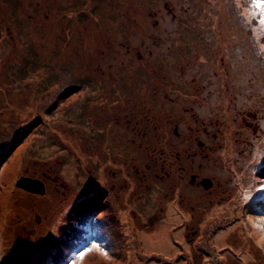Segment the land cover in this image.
Returning <instances> with one entry per match:
<instances>
[{
    "label": "rangeland",
    "instance_id": "rangeland-1",
    "mask_svg": "<svg viewBox=\"0 0 264 264\" xmlns=\"http://www.w3.org/2000/svg\"><path fill=\"white\" fill-rule=\"evenodd\" d=\"M54 1L17 0L15 6L0 0V264H70L75 250L96 233L108 257L93 251L85 264H264V118L256 123L259 139L249 131L255 150L245 154L240 123L234 122L243 108L264 116V29L242 22L233 7L238 0ZM121 43L131 52H158L156 45L165 51L170 67L150 72L148 83L166 85L165 90L208 85L216 101L203 120H217L220 128L217 140H203L212 148L209 159L197 162L214 178L213 191L189 187L188 176L185 183L156 184L149 193H136L126 211L119 210L109 233L108 226L96 229L89 223L80 197L86 188L106 191L112 172L123 169L124 160L110 147L105 150L106 141L96 144L101 136L94 118L110 114L99 87L91 85L97 69L91 62L107 68L110 52L125 51ZM79 78L88 82L81 86ZM191 107L180 114L173 106L170 114L159 110V117L185 122L181 139L151 148L154 154L157 147L153 156L160 167L172 166L173 146L183 152L201 135L202 123L190 117ZM153 156L144 149L126 161L134 172L153 165ZM186 167L179 164L178 174ZM23 177L43 182L45 196L18 188ZM177 195L190 197V203H181L195 209L178 205ZM131 212L137 217L130 218ZM160 212V223L149 226L148 219ZM156 233L164 250L143 251L139 237Z\"/></svg>",
    "mask_w": 264,
    "mask_h": 264
},
{
    "label": "flooded vegetation",
    "instance_id": "flooded-vegetation-1",
    "mask_svg": "<svg viewBox=\"0 0 264 264\" xmlns=\"http://www.w3.org/2000/svg\"><path fill=\"white\" fill-rule=\"evenodd\" d=\"M171 15L174 16L175 14L173 15L171 13ZM158 25L156 26L157 28ZM152 28L155 29L154 26ZM158 36L156 35L154 37L160 39ZM121 46L125 51L121 53H116L115 51L114 53L110 52L108 54L106 61L109 58L111 62L108 63L107 68H104L106 71L101 67L94 70L95 77L92 79L94 84H91L95 89L99 87L97 92L101 97L100 100L104 101V105L108 102L106 106L109 105L108 113L110 114L109 116H103V112H100L98 114L99 116L96 115L94 118L93 123L95 122L94 125L98 127L96 131L101 136L100 138L97 136L96 144L101 143L102 140L106 141L107 147L105 150L110 147L109 149L111 151L113 150L117 153L116 157L120 156L124 160L123 169H120V165L118 166V171L114 170L112 172L110 184L105 187L108 189L104 191L102 188H99L103 193L102 199L99 200V205L104 208L102 214L103 224L108 226L107 231L109 233H111L110 230L114 231L115 224H113L112 220H115V216L119 210L126 211L136 193L143 191L149 193V189L153 188L156 184L167 182H172L173 184L176 182L185 183L186 176H188L190 177L189 187H193V189H197L200 192L213 191L216 184L214 178L205 175L202 163L198 164L197 162L199 160L204 162L209 159V152L212 148L203 140L204 138L217 140V132L220 128V123L217 120H210L209 123L203 120L205 119L204 112L207 114L210 112L207 110V106H211V102L216 101L211 99L212 92L208 89V85L205 84L203 88H194L189 84L175 85V89L168 90L167 88L165 90L163 89L164 87L161 89V85L159 84H145L148 80L145 77V73L148 72H144V68H149L150 72L162 70L168 64L165 59L166 54L162 57L160 46L158 45H156L158 52L151 51L143 53L131 52L124 43H121ZM144 54L147 55V58ZM121 55L123 57L120 60L121 63H119L118 57ZM154 55L158 57L155 62L154 58L156 57ZM160 58H164L161 64ZM146 59H150V65L144 66V60ZM112 60L115 61L112 62ZM154 65H157V67ZM169 67L168 64L165 69ZM98 74L102 75L101 79L97 78ZM79 79L83 80L81 81L83 82L81 86L88 82L84 78ZM106 84H109L108 92L104 91L107 87ZM189 104L192 105L189 110L190 117L194 119L196 124L199 122L202 123V131L200 130L198 133L201 135L196 136L191 144L192 147L183 150V152L178 150L179 145L173 146L169 150V154L171 157L177 155L176 159L171 162L172 166L166 167L162 164L160 167V160L154 157L156 151H158L157 147L154 149V154L151 153V148L155 143L156 145L164 144L163 141L165 139L167 146L170 145L169 140L181 139L180 129L183 128L184 131L185 122L176 120L173 116H169V119L166 120L164 117H159L158 113L162 110H167L166 112L170 114V106L176 109L174 113L175 111L178 113L184 110ZM147 106L149 107L148 113L146 110ZM243 109L236 113L237 118L234 122L240 123L242 132H240L239 137L242 136V138H240L239 145L243 148V154H245L251 147L255 150L248 133L250 131L252 137L257 136L254 140L260 138L261 126L256 123L261 121L264 116L261 110L249 112L247 110L243 111ZM206 118V120L210 119L207 116ZM256 126H259V128ZM187 129L191 130L192 126L187 127ZM108 143H110V146ZM195 144H197V150L194 149ZM96 149L101 150L99 147H96ZM144 149L147 150L150 157L154 155V159L152 160L154 162H151L153 165L142 163L143 167H137L133 172L126 158L132 153L141 154ZM182 162L184 165L187 164V167L184 169L185 172L182 171L183 175H180L177 170L179 169L178 165ZM195 168L198 169L197 172ZM183 200L187 203L192 201L188 196L177 195L178 205L180 203L181 206H185L181 203ZM188 205L191 211L195 209L194 204ZM160 214L161 212L150 217L148 219V225L154 227V225L160 223ZM136 217L137 215L134 212L130 213V218ZM94 233H96V229ZM94 239L99 242L100 234L96 233V236H93ZM144 257H147L146 254ZM136 264H142V261H138Z\"/></svg>",
    "mask_w": 264,
    "mask_h": 264
},
{
    "label": "snow or ice",
    "instance_id": "snow-or-ice-1",
    "mask_svg": "<svg viewBox=\"0 0 264 264\" xmlns=\"http://www.w3.org/2000/svg\"><path fill=\"white\" fill-rule=\"evenodd\" d=\"M233 7L242 22H246L249 26L258 23L260 28L264 29V0H238ZM247 83L250 86L252 81L249 80ZM102 196L103 193L97 186L86 188L80 197L85 209L83 214L88 217L89 223L96 229L104 227L102 217L104 208L99 205V200L102 199ZM93 251L105 258L108 257V253L101 248L100 244L92 240L75 250L74 254L69 258L70 264H85L87 257Z\"/></svg>",
    "mask_w": 264,
    "mask_h": 264
},
{
    "label": "bare ground",
    "instance_id": "bare-ground-1",
    "mask_svg": "<svg viewBox=\"0 0 264 264\" xmlns=\"http://www.w3.org/2000/svg\"><path fill=\"white\" fill-rule=\"evenodd\" d=\"M146 1V0H145ZM179 6L181 5L182 6V4L180 3V4H178ZM144 7V9H145V12L147 13V15H149L150 14V17H151V13L150 12H148V9H149V5L147 6V5H144L143 6ZM188 8L189 6H187V3H185L184 4V7L183 8ZM151 11V10H150ZM189 11H190V9H189ZM86 12V11H85ZM169 13L168 14H171L172 13V10L170 9V11H168ZM154 14V13H153ZM172 18H176L175 16H172ZM153 20V19H152ZM112 22L113 23H115L116 22V20H112ZM154 22H157L155 19H154ZM179 23V22H178ZM75 24V23H74ZM125 24V23H124ZM124 24H122V25H124ZM150 24V23H149ZM168 24H171V25H177V24H175V22H171V23H168ZM119 26L120 28H123V26ZM114 27V26H113ZM124 27H125V25H124ZM65 28L66 27H64V30H65ZM65 35H67L66 33H65ZM70 35V34H69ZM69 35H67V36H64V38H70L71 36H69ZM156 36V35H155ZM160 52H161V55H162V57L164 56V54H165V51H163V49L162 48H160ZM157 58L158 57H156V58H154V62L157 60ZM164 60V58H160V64L162 63V61ZM91 64L93 65V66H95V68H97L98 69V67H97V64L95 63V62H91ZM144 66H147V65H150V59H146V60H144ZM89 66H87V67H85V71H87V70H89L90 71V68H88ZM144 72H148V73H145V77H147V79L149 80L150 79V77H152V74H150V71H149V68H144ZM151 73H153V71L151 72ZM98 77H100V78H102V75L101 74H98L97 75ZM166 83V82H165ZM145 84H148V82H146ZM159 85H161L162 87H165L166 85H162V84H159ZM93 100H94V98H93ZM179 114L181 113V111L180 112H178ZM224 199V197L222 198V200ZM221 200V201H222ZM180 219V218H179ZM173 221H175V220H173ZM177 222V221H176ZM158 233V232H157ZM149 234L148 235V237L147 238H145V239H143L142 237H139L140 239H141V241L143 242V248H141L143 251H145V252H148V251H150V250H154V251H159L160 252V250H159V248H162L163 250H164V246L166 245V243H165V241H162L161 242V240H162V237H160L159 236V234ZM144 234H148V232L146 233V232H144ZM170 243V242H169ZM140 246V245H139ZM157 253V252H156Z\"/></svg>",
    "mask_w": 264,
    "mask_h": 264
},
{
    "label": "water",
    "instance_id": "water-1",
    "mask_svg": "<svg viewBox=\"0 0 264 264\" xmlns=\"http://www.w3.org/2000/svg\"><path fill=\"white\" fill-rule=\"evenodd\" d=\"M17 187L34 195L44 196L46 193L45 184L39 180H33L27 177L21 178L17 182ZM210 187V186H209ZM208 188V187H206Z\"/></svg>",
    "mask_w": 264,
    "mask_h": 264
},
{
    "label": "trees",
    "instance_id": "trees-1",
    "mask_svg": "<svg viewBox=\"0 0 264 264\" xmlns=\"http://www.w3.org/2000/svg\"><path fill=\"white\" fill-rule=\"evenodd\" d=\"M33 1V0H32ZM6 2L8 3V2H10L11 4H15V6H17L16 4H17V0H14V2H13V0H6ZM46 2H47V4H54L55 3V1L54 0H46ZM4 3V2H3ZM10 7H11V5H10ZM180 27V26H179ZM179 27H178V29H179ZM181 27H182V25H181ZM181 29V28H180ZM180 31V33L182 32V30H179ZM179 33V34H180ZM3 166V165H2ZM2 166H0V169H1V167ZM29 244H31V242H29Z\"/></svg>",
    "mask_w": 264,
    "mask_h": 264
}]
</instances>
